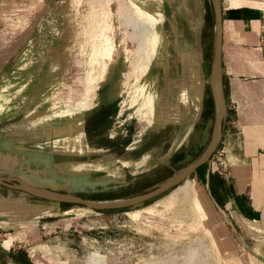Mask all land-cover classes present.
Here are the masks:
<instances>
[{"label": "rangeland", "instance_id": "obj_1", "mask_svg": "<svg viewBox=\"0 0 264 264\" xmlns=\"http://www.w3.org/2000/svg\"><path fill=\"white\" fill-rule=\"evenodd\" d=\"M137 1L6 0L1 4L0 46L11 48L10 38L15 37L14 47L18 51L0 64L3 66L0 71V140L9 144L0 150L1 175L19 174L28 169L39 178L58 183L62 186L58 191L65 193L72 192L68 185L72 177L111 178L120 182L140 174L171 176L196 161L209 146L214 122L208 135L203 134L200 123L195 125L194 131L191 122L157 128L159 122L156 121L161 117L165 99L163 90L154 88L156 63L153 60L147 72L135 78L125 58L126 52H132L136 46L128 34L134 24L123 23L130 13L129 4H138L150 13L158 11L154 4L157 0ZM194 1L201 12L203 7L208 9V17L213 20L210 0ZM220 3L226 6V0ZM94 4L98 6H93L96 11L93 14L99 12L107 19L103 31L106 35H100L102 39L99 40L102 43L106 38V54L104 57L100 54L90 65L92 43L87 38ZM112 18L121 20L124 29L120 28V36L124 37L115 39L108 34L111 29L118 30ZM160 25L161 21L159 35ZM91 66L94 70L89 74ZM93 74L100 79L94 81ZM104 77L105 82L102 81ZM139 82L152 83L149 111L140 105V99H132L129 93ZM157 84L159 86V82ZM86 91V101L97 94L94 103L82 111L71 109L72 102ZM139 107L143 108L141 113ZM82 128L86 133L82 138L84 150L64 147L66 137ZM90 139L98 147L90 148ZM222 146L220 142L208 163L223 177L218 171L226 165L227 174L230 156ZM177 149L184 150L187 156L174 155L179 154L173 152ZM201 170L202 167L198 172ZM188 178L195 182L197 197L204 205L202 185L196 172ZM181 183L141 204L106 210L25 196L45 211L41 217L17 213L25 217L14 218L9 225L0 222V264H11V256L29 260V255L35 264H89L90 255L102 257L93 264H228L227 259L233 254L237 256L244 251L235 245L230 255L228 249L216 248V233L211 231L209 219L199 221L200 224L198 213L184 199L173 205L174 208L162 205V200ZM150 187L140 194L151 191ZM10 190L6 185L0 187L1 194ZM114 190V198L77 195L99 201L136 195L121 196L131 187ZM11 192L19 195L21 190L15 187ZM219 219L214 215L213 220L220 222ZM235 227L249 250L262 235L258 233L251 238ZM32 233L34 238H31ZM5 241L10 244H4Z\"/></svg>", "mask_w": 264, "mask_h": 264}, {"label": "crops", "instance_id": "obj_2", "mask_svg": "<svg viewBox=\"0 0 264 264\" xmlns=\"http://www.w3.org/2000/svg\"><path fill=\"white\" fill-rule=\"evenodd\" d=\"M5 1L0 0V6ZM154 4L162 15L159 45L153 59L156 63L154 88L163 90L165 99L161 117L156 121L159 122L157 128L191 122V130L194 131L195 125L200 123L203 125L201 131L208 135L215 119L207 82L214 49V16L210 20L209 10L203 7L201 12L194 0H157ZM221 13L220 57L225 118L222 119L221 139L216 148L221 142L222 148H227L230 160L224 177L216 174L208 160L196 174L202 185L207 221L210 220L211 231L216 233V248L228 249L230 255L235 245L244 251L237 256L233 254L227 263L264 264V0H226V6L221 4ZM112 20L118 25L119 33L111 29L108 34L115 39L124 37L120 36V28L124 29L121 20ZM15 40V37L10 38L13 42L11 48L0 46V64L18 53L14 47ZM2 67L0 65V71ZM214 76L217 79V71ZM217 80L215 91L218 90ZM85 135L83 128L74 135H68L64 147L80 151L85 145L82 139ZM91 141L88 143L90 148L98 147ZM176 151L178 149L173 152ZM2 185L9 186L11 190L15 188L7 183H0V187ZM11 190L5 194L0 192L1 223L8 224L14 218L22 217V214H17L22 212L25 216L37 214L41 217L45 210L25 196L44 198L21 189V193L15 195ZM214 215L220 217V222L213 220ZM235 226L251 238L262 234L250 247L251 250L238 236ZM30 257L29 260H19L11 256V264H35Z\"/></svg>", "mask_w": 264, "mask_h": 264}, {"label": "water", "instance_id": "obj_3", "mask_svg": "<svg viewBox=\"0 0 264 264\" xmlns=\"http://www.w3.org/2000/svg\"><path fill=\"white\" fill-rule=\"evenodd\" d=\"M213 15L215 20V33H214V49H213V58L210 67V74L207 80L210 87L211 95L213 98L214 109H215V119H214V128L213 132L215 138L213 143L205 150V152L188 167L181 170V173L178 176L167 177L165 180L152 185L151 191L145 193H138L134 197L126 199H111L107 201L99 200H90L88 198H83L77 194L89 195L96 192H101L104 190H113L122 185H127L129 182H133L137 176H132L129 181L122 180L120 182H114L113 179H102V180H89L88 178L83 177H72L68 180V185L71 187L72 192L66 191L59 192L57 188L62 187L56 182H51L49 179L39 178L35 174L27 171L19 172V175H6L3 176L0 174V183H7L13 187L24 190L30 194L55 200L58 203L66 202L87 206L91 209L106 210L111 208H120L127 207L130 205H138L143 203L146 199L159 194L162 191L167 190L168 188L177 184L181 178L188 176L196 170L201 164L207 162L211 156L213 150L218 145L219 139L221 137L222 129V116H220V105L224 106V97L222 91V82H221V33H222V13H221V3L220 0H210ZM217 71V79L215 78V73ZM215 80L218 81V90L215 91L214 84ZM7 146V143L0 140V148ZM141 175V174H140ZM33 180V182L31 181ZM38 184V185H37ZM74 193V194H73Z\"/></svg>", "mask_w": 264, "mask_h": 264}, {"label": "bare ground", "instance_id": "obj_4", "mask_svg": "<svg viewBox=\"0 0 264 264\" xmlns=\"http://www.w3.org/2000/svg\"><path fill=\"white\" fill-rule=\"evenodd\" d=\"M130 4L128 6L130 13L129 15L125 16L123 23L134 24L132 28H130L131 31H128V34L130 33L129 39L134 40L136 42V46L134 47L132 52L131 51L126 52L125 58L132 67L131 68L132 75L136 76L135 78H141L142 77L141 75L146 73L147 70L150 68V65L156 54L157 46L159 43V23L161 21V16H160L161 14L159 11L150 13L135 3L134 4L130 3ZM93 6L97 8L98 4H94L91 6L92 14L96 12L95 10L92 9ZM89 22L91 23L90 24L91 27L88 28L89 29L88 35L90 36L87 38V40H91L90 42L92 43L91 56H90V65H92L100 54H102V56L106 54V52L104 51L106 38H104L105 41L102 43H99V40L102 39L100 38V35L103 37H105L106 35V33L103 31L106 29L107 19L101 13L98 12V14L92 15ZM93 70L94 68L91 66L88 73L91 74ZM106 71H109V67H106ZM91 78L94 81H98V79H100V76L97 77L96 74H93L91 75ZM102 81L105 82L106 78L105 77L102 78ZM151 86H152L151 82L150 83L148 82L146 84H142L139 82L136 83L133 89L130 90L129 92L132 93V99H140V105L145 109L149 108V105L151 107L152 104L151 101L153 98V91L150 89ZM86 95H87V91L85 94L82 95L81 98H78L77 100L73 101L71 109H79L80 111L84 109H88L87 107L91 106L94 103L93 99H96L97 94L94 95V97H92V99L88 101H86L85 98ZM143 108L141 109L139 107L138 111L140 110L141 113V111H143ZM224 113L225 112L223 106L220 105V116H222V118L224 117ZM214 138L215 136L213 133L209 146L213 143ZM180 173L181 170L176 171L174 172V176H178ZM180 181L182 183L176 186L169 193L168 197L162 200L163 202L162 205L167 208H170L171 206L174 208L173 205H175L178 201L180 202L184 199V201L186 200L188 203H190V206H192V208H194L198 213L199 216L198 222L199 221L203 222V220L205 221L207 218L206 210L204 208V205H202L200 199L198 198L199 196L197 197L195 182L190 178H188V176L181 178V180H179L178 182ZM199 223L201 224V222ZM8 242L9 241H5L4 244H10ZM101 260L102 257L98 255L96 256L90 255L88 261H90L89 264H93Z\"/></svg>", "mask_w": 264, "mask_h": 264}, {"label": "trees", "instance_id": "obj_5", "mask_svg": "<svg viewBox=\"0 0 264 264\" xmlns=\"http://www.w3.org/2000/svg\"><path fill=\"white\" fill-rule=\"evenodd\" d=\"M150 177H153L154 179L153 180H150V179H147V178H150ZM167 177H169V175H156L154 176V174H141L139 176L136 177V179L133 181V182H129L127 185H122V186H119L117 189H120V188H127V187H131V190L129 192H124L121 196H128V195H131V194H138L142 191H144L145 189L149 188L150 186L158 183L159 181H163L165 180ZM131 178H129L127 181H129ZM113 191H115L114 189L113 190H109V191H106V192H99V193H92V194H89L88 197L90 198H114L116 196V194L114 195ZM119 196V195H117ZM63 204V203H61Z\"/></svg>", "mask_w": 264, "mask_h": 264}, {"label": "flooded vegetation", "instance_id": "obj_6", "mask_svg": "<svg viewBox=\"0 0 264 264\" xmlns=\"http://www.w3.org/2000/svg\"><path fill=\"white\" fill-rule=\"evenodd\" d=\"M196 148H197V147H196ZM198 148L200 149L201 147H198ZM205 150H206V149H205ZM195 152H196V151H195ZM204 152H205V151H204ZM204 152H203V153H204ZM174 153H179V154H174V155H176V156L179 155L180 157L184 156V158L187 156L186 153L184 152V150H181V149H179L178 151H176V152H174ZM203 153H202V154H203ZM202 154H201V155H202ZM172 157H173V156H171V158H172ZM171 158H170V159H171ZM184 158H183V159H184ZM209 158H210V157H209ZM166 160H167V159H166ZM203 164H204V163H203ZM203 164H201L199 167H197L196 170H195L194 172L197 173L198 170L203 166Z\"/></svg>", "mask_w": 264, "mask_h": 264}, {"label": "built area", "instance_id": "obj_7", "mask_svg": "<svg viewBox=\"0 0 264 264\" xmlns=\"http://www.w3.org/2000/svg\"><path fill=\"white\" fill-rule=\"evenodd\" d=\"M225 118V117H224ZM222 167V170L219 172L218 171V173L220 174V175H223V177L224 176H226V173H225V170H226V165H224V166H221Z\"/></svg>", "mask_w": 264, "mask_h": 264}]
</instances>
